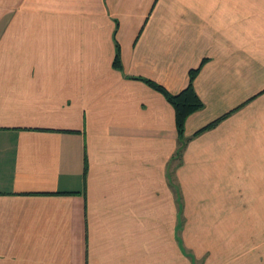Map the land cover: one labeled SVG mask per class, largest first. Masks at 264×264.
<instances>
[{"label": "crops", "instance_id": "obj_1", "mask_svg": "<svg viewBox=\"0 0 264 264\" xmlns=\"http://www.w3.org/2000/svg\"><path fill=\"white\" fill-rule=\"evenodd\" d=\"M0 264H264V0H0Z\"/></svg>", "mask_w": 264, "mask_h": 264}, {"label": "trees", "instance_id": "obj_2", "mask_svg": "<svg viewBox=\"0 0 264 264\" xmlns=\"http://www.w3.org/2000/svg\"><path fill=\"white\" fill-rule=\"evenodd\" d=\"M113 66L115 68L121 67L118 45H116ZM199 68L200 66L192 68L188 71V82L186 86L176 93H170L163 85L157 82L147 79L144 80L151 88L161 93L167 100V102L173 107L175 129L181 140L179 151L182 150L186 140L183 138V133L187 117L203 107V102L197 95L193 85L194 78L197 75ZM218 120L219 119H216L215 121H212L209 124L205 125L201 129L196 131L195 134H198L201 131L212 127Z\"/></svg>", "mask_w": 264, "mask_h": 264}]
</instances>
